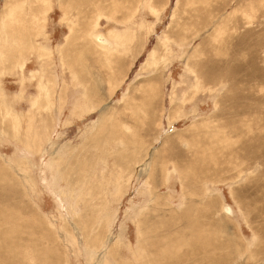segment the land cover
<instances>
[{"label":"rangeland","instance_id":"374dc122","mask_svg":"<svg viewBox=\"0 0 264 264\" xmlns=\"http://www.w3.org/2000/svg\"><path fill=\"white\" fill-rule=\"evenodd\" d=\"M0 180L4 264H264V0H0Z\"/></svg>","mask_w":264,"mask_h":264},{"label":"bare ground","instance_id":"6f19581e","mask_svg":"<svg viewBox=\"0 0 264 264\" xmlns=\"http://www.w3.org/2000/svg\"><path fill=\"white\" fill-rule=\"evenodd\" d=\"M117 5V4H116ZM114 35V34H113ZM113 35H112V37H113ZM116 36V35H115ZM121 36L122 35H119V36H116V38H121ZM109 36H106L104 33H93V35H92V40L96 43V45L98 46V47H100V48H107V49H110V50H115V51H117L120 47V45L118 44H116V46H114V44L112 43V41L110 42L108 39H110V37L108 38ZM123 37V36H122ZM18 47V46H17ZM36 47V46H35ZM122 48V47H121ZM18 49H19V47H18ZM22 49V48H21ZM50 52V51H49ZM47 53H48V51H47ZM27 179H29V178H27ZM1 181V180H0ZM7 182V181H6ZM24 182V181H23ZM10 183V182H9ZM24 184V183H23ZM9 186V185H8ZM7 186V183H0V193L2 194V195H5L6 194V192H8V188L10 187H8ZM16 199V198H15ZM7 201L8 200H6L4 197H2V198H0V226H1V228L3 229V230H5V233H6V231H7V229H5V227H6V225H5V221H4V219L1 217V216H4V215H2V213H6V210H5V208L8 206V203H7ZM12 207V206H11ZM178 209V208H177ZM154 230V229H153ZM154 232V231H153ZM157 232V231H156ZM89 234V233H88ZM75 236V235H74ZM73 236V238L74 239H76L75 237ZM90 236V235H89ZM89 236H86V239H89ZM171 236L172 235H167V238H168V241L170 242V238H171ZM170 239V240H169ZM180 239V241L182 242V243H188V242H191V240H184V239H181V238H179ZM91 240L92 239H90L89 241L91 242ZM151 241V243L153 244L154 242L152 241V240H150ZM162 241V240H161ZM167 241V242H168ZM87 242V241H86ZM85 242V243H86ZM89 242V243H90ZM117 242V241H116ZM159 242V241H158ZM164 242V241H163ZM160 243V242H159ZM162 243V242H161ZM6 244V243H5ZM10 244V243H9ZM119 245V244H118ZM0 246L2 247H5V245H1V242H0ZM9 246H12L11 244L9 245ZM3 249V248H2ZM1 250V249H0ZM90 253V252H89ZM97 254V253H96ZM89 256V255H88ZM4 257V256H3ZM3 257H0L1 259H0V264H4V262H3ZM168 263H170V264H172V263H174V262H171L170 260L168 261ZM184 263V262H183ZM7 264V263H6Z\"/></svg>","mask_w":264,"mask_h":264}]
</instances>
